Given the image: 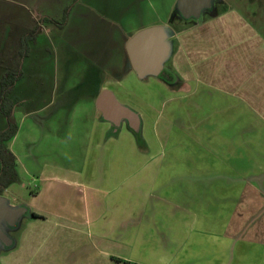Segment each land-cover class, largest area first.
<instances>
[{
    "label": "crops",
    "instance_id": "1",
    "mask_svg": "<svg viewBox=\"0 0 264 264\" xmlns=\"http://www.w3.org/2000/svg\"><path fill=\"white\" fill-rule=\"evenodd\" d=\"M215 1L199 19L183 18L177 0L64 5L56 29L76 6L101 25L86 64L95 78L76 85L91 96L80 125L43 113L45 137L69 132L74 142L29 168L26 220L0 264H264V221L253 219L264 214V2ZM152 26L167 30L165 77L140 78L126 46ZM105 90L136 113V131L103 118ZM17 125L7 141L16 164Z\"/></svg>",
    "mask_w": 264,
    "mask_h": 264
},
{
    "label": "rangeland",
    "instance_id": "2",
    "mask_svg": "<svg viewBox=\"0 0 264 264\" xmlns=\"http://www.w3.org/2000/svg\"><path fill=\"white\" fill-rule=\"evenodd\" d=\"M71 1L0 0V72L17 63L23 72L10 94L13 100L12 120L21 126V132L14 142L18 156L17 179L0 195L8 202L23 203L27 209L33 188L31 176L27 174L29 168L39 170L43 167V152L47 149L50 152L70 153L74 142V134L69 132L61 131L57 134L59 137L50 134L45 137L43 113L62 112L64 127L80 125L83 120L79 116L85 113V99L91 95L90 85H76L89 78L92 80L96 75L95 70L88 68L86 64L90 54L102 44L99 22L89 20L86 14L83 17L78 15L83 14L78 6L70 12L71 19H68L62 30L55 28L56 23L43 20L45 16L60 21L64 5ZM253 1L224 0L219 6L236 3L242 6ZM255 1H260V4L264 2ZM68 6L70 10L71 4ZM35 26L38 27V32L35 39L27 43L29 53L20 56L21 40L24 34ZM103 75L101 73L100 78ZM0 122L3 123L1 125L6 124V119L1 113ZM260 212H264V209ZM25 218L26 214L22 215L19 222L26 220ZM253 219L259 224L264 221V214H256ZM20 223L7 231L12 240H16L19 234Z\"/></svg>",
    "mask_w": 264,
    "mask_h": 264
},
{
    "label": "water",
    "instance_id": "3",
    "mask_svg": "<svg viewBox=\"0 0 264 264\" xmlns=\"http://www.w3.org/2000/svg\"><path fill=\"white\" fill-rule=\"evenodd\" d=\"M212 0H177L176 9L183 18L199 19L201 12L210 9ZM127 53L131 66L138 77L160 75L164 73V63L170 54V43L164 26H152L139 30L127 42ZM96 106L103 118L115 126L127 120L134 131L137 126L131 122L137 119L128 107L115 100L110 91H103L97 99ZM27 213L23 204L12 206L0 195V247L8 248L13 240L8 235L9 228L15 227L22 215Z\"/></svg>",
    "mask_w": 264,
    "mask_h": 264
},
{
    "label": "trees",
    "instance_id": "4",
    "mask_svg": "<svg viewBox=\"0 0 264 264\" xmlns=\"http://www.w3.org/2000/svg\"><path fill=\"white\" fill-rule=\"evenodd\" d=\"M69 6H67L63 12V17L60 21H56L49 18L47 19L56 23L58 26H62L68 15ZM38 32V27L35 26L30 32L24 34L21 40L22 49L19 51L20 56H26L29 53V41L35 39V35ZM22 76V72L19 67H6L0 76V113L6 118V126L0 129V193L16 180V158L7 146V141L12 138L17 132L18 125L12 120L13 100L10 98V94L14 89V84ZM161 77H165L164 73ZM33 217H39L38 214L30 212Z\"/></svg>",
    "mask_w": 264,
    "mask_h": 264
},
{
    "label": "flooded vegetation",
    "instance_id": "5",
    "mask_svg": "<svg viewBox=\"0 0 264 264\" xmlns=\"http://www.w3.org/2000/svg\"><path fill=\"white\" fill-rule=\"evenodd\" d=\"M213 2V5L211 6V8L210 9H207V11H210V10H212L213 8H214V4L216 3V1L215 0H212ZM221 2H223L222 0H220ZM43 18H46V17H43ZM164 75H165V71H164Z\"/></svg>",
    "mask_w": 264,
    "mask_h": 264
}]
</instances>
